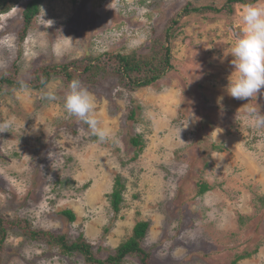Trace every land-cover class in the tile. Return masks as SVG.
<instances>
[{"label": "rangeland", "instance_id": "1", "mask_svg": "<svg viewBox=\"0 0 264 264\" xmlns=\"http://www.w3.org/2000/svg\"><path fill=\"white\" fill-rule=\"evenodd\" d=\"M27 1L0 16V77L10 71L22 82L44 65L102 53L147 55L184 4L221 8L227 0H43L45 14L40 9L20 39ZM243 7L184 18L171 44L172 69L148 87L81 83L109 134L103 143L65 113L60 79L39 90L3 85L0 124L10 127L0 132V216L70 241L82 234L99 259L143 221L150 223L142 244L150 264H230L256 248L236 264H264V128H254L246 111L264 112V95L242 101L225 92L233 70L226 55L237 40L230 29L240 38ZM49 92L57 99L48 100ZM136 137L141 145L134 148ZM116 177L124 190L115 215L108 196ZM198 180L211 189L198 195ZM66 210L74 222L61 215ZM0 264L85 263L9 232Z\"/></svg>", "mask_w": 264, "mask_h": 264}, {"label": "trees", "instance_id": "2", "mask_svg": "<svg viewBox=\"0 0 264 264\" xmlns=\"http://www.w3.org/2000/svg\"><path fill=\"white\" fill-rule=\"evenodd\" d=\"M102 1V0H100ZM260 0H227L221 8L212 6H196L192 2L184 4L180 10L173 15L165 24L162 33L150 41L149 54L140 55L136 52L128 54L102 53L98 56H86L82 59L72 60L65 64L44 65L34 69L26 82L16 80L15 73L6 72L0 77V89L3 85L14 89L39 90L45 87L50 81L60 79L65 85L73 79L81 83L97 86L103 83H114L119 89L134 91L145 88L161 79L172 69V40L179 32L181 21L192 14H223L231 13L235 4L245 6L250 3H257ZM19 0H0V16L9 13ZM43 0H28L22 11L23 26L20 30V39H23L27 28L32 20L38 15ZM16 72V70H15ZM128 118L134 119V112L129 113ZM134 148L141 145L139 138H131ZM223 147L210 144L211 152H222ZM142 151L141 148L135 153L133 160ZM209 157V152H203ZM211 189V186L203 180L197 181V194L203 195ZM124 190L123 183L116 177L112 192L109 194V203L113 213L116 215L120 210L122 202L121 193ZM261 200V199H260ZM61 215L69 222L75 220L74 214L69 211L61 212ZM150 227L149 222H138L132 230L131 236L119 244L105 259H99L93 252L92 246L80 234L73 241L64 234H56L33 230L23 220H7L0 216V250L3 247L8 233H15L30 242L42 243L45 246L57 249L60 256H79L85 264H123L127 258L137 259L139 264H150V254L143 248L142 244ZM258 248L251 252L244 251L237 255L230 264L250 258L255 255Z\"/></svg>", "mask_w": 264, "mask_h": 264}, {"label": "clouds", "instance_id": "3", "mask_svg": "<svg viewBox=\"0 0 264 264\" xmlns=\"http://www.w3.org/2000/svg\"><path fill=\"white\" fill-rule=\"evenodd\" d=\"M41 12L45 10L41 7ZM242 33L231 45L226 56L231 57L232 72L228 77L225 92L237 100H251L257 94L264 95V4L250 3L240 12ZM51 24L53 21L49 20ZM48 100H56L54 93H47ZM219 99H223L220 97ZM246 105V104H245ZM62 107L70 117H75L85 124L90 133L103 143L109 134L99 127L95 118V100L87 88L78 79L71 80L62 98ZM254 128H264V112L257 107L246 109ZM9 123L0 124V132L6 131ZM181 130V129H180ZM179 130V132H180Z\"/></svg>", "mask_w": 264, "mask_h": 264}, {"label": "water", "instance_id": "4", "mask_svg": "<svg viewBox=\"0 0 264 264\" xmlns=\"http://www.w3.org/2000/svg\"><path fill=\"white\" fill-rule=\"evenodd\" d=\"M230 31H231L232 35H233L236 39H239V38L237 37V35L235 34V31L233 30V28H231Z\"/></svg>", "mask_w": 264, "mask_h": 264}]
</instances>
